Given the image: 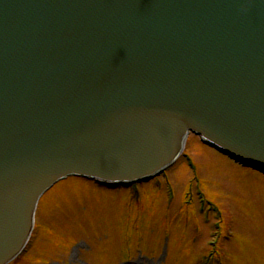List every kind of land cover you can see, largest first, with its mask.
<instances>
[{
    "label": "water",
    "instance_id": "water-1",
    "mask_svg": "<svg viewBox=\"0 0 264 264\" xmlns=\"http://www.w3.org/2000/svg\"><path fill=\"white\" fill-rule=\"evenodd\" d=\"M189 131L264 172V0H0V264L57 180L150 177Z\"/></svg>",
    "mask_w": 264,
    "mask_h": 264
},
{
    "label": "rangeland",
    "instance_id": "rangeland-1",
    "mask_svg": "<svg viewBox=\"0 0 264 264\" xmlns=\"http://www.w3.org/2000/svg\"><path fill=\"white\" fill-rule=\"evenodd\" d=\"M196 143L213 155L216 165L209 170ZM183 152L194 168L181 155L166 168L169 185L159 173L141 181L138 192L69 176L80 180L78 188L67 181L48 194L47 203L41 197L32 239L23 258L11 264H198L208 255L211 264H264V192L259 184L237 182L232 172L247 167L256 175L259 170L233 161L192 134ZM198 192L215 202L222 216L214 218L207 206L211 217L206 221ZM247 195L254 199L252 215Z\"/></svg>",
    "mask_w": 264,
    "mask_h": 264
},
{
    "label": "bare ground",
    "instance_id": "bare-ground-1",
    "mask_svg": "<svg viewBox=\"0 0 264 264\" xmlns=\"http://www.w3.org/2000/svg\"><path fill=\"white\" fill-rule=\"evenodd\" d=\"M195 147L198 149V151L200 152V154L202 155V158L205 162L204 166L206 168V170H209L210 168L213 167V165H216V163L214 162L213 159V155L212 153L206 149L205 147L199 145V144H195ZM214 162V163H213ZM244 163V162H243ZM250 164L245 163V166H249ZM251 168H253L252 170H255L254 167L250 166ZM249 170L247 167L244 168H235L234 170H232L233 174L236 176V180L239 183H245L244 181H246L251 187H256L259 184V191L260 192H264V179L263 176L264 172L259 170V172L257 174L259 175H254L253 172L247 171ZM180 170H178L179 172ZM78 178H67L66 180L63 181H59L58 183H56L52 188H50L42 197L41 202L42 201H46L45 203L48 202L47 196L48 194L54 190L59 184L65 183L67 181H69V187H73V188H78V184L81 183L80 180L78 181ZM100 191H102L105 194H109V192H111L110 190H106V189H101ZM46 199V200H45ZM246 201L247 204L249 205L248 207V214L252 215L253 212V205H254V199L253 201L251 200L250 196H246Z\"/></svg>",
    "mask_w": 264,
    "mask_h": 264
}]
</instances>
